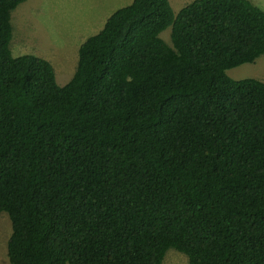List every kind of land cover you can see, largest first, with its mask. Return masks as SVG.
Instances as JSON below:
<instances>
[{
  "label": "trees",
  "instance_id": "16d2710c",
  "mask_svg": "<svg viewBox=\"0 0 264 264\" xmlns=\"http://www.w3.org/2000/svg\"><path fill=\"white\" fill-rule=\"evenodd\" d=\"M0 0V214L10 264H264V55L250 0H133L72 79L15 57ZM171 29L168 44L162 33Z\"/></svg>",
  "mask_w": 264,
  "mask_h": 264
},
{
  "label": "rangeland",
  "instance_id": "374dc122",
  "mask_svg": "<svg viewBox=\"0 0 264 264\" xmlns=\"http://www.w3.org/2000/svg\"><path fill=\"white\" fill-rule=\"evenodd\" d=\"M195 0H170L175 14ZM264 10V0H250ZM133 0H29L12 12L13 36L10 44L15 57L27 53L48 60L54 67L60 86L74 76L79 49L98 34L110 16ZM171 29L161 37L171 44ZM231 79L248 78L264 82V55L255 63L243 64L228 71ZM12 222L6 212L0 214V264H10L8 242ZM163 264H189L188 257L176 249L168 250Z\"/></svg>",
  "mask_w": 264,
  "mask_h": 264
},
{
  "label": "crops",
  "instance_id": "0c3cea01",
  "mask_svg": "<svg viewBox=\"0 0 264 264\" xmlns=\"http://www.w3.org/2000/svg\"><path fill=\"white\" fill-rule=\"evenodd\" d=\"M27 54H30V53H27ZM26 55V54H25ZM32 55H36V54H32ZM21 56V55H20ZM36 56H38V55H36Z\"/></svg>",
  "mask_w": 264,
  "mask_h": 264
}]
</instances>
